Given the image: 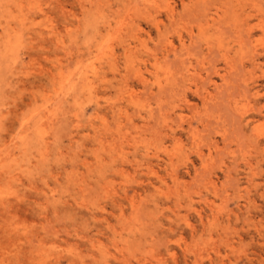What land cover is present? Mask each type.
Listing matches in <instances>:
<instances>
[{"label": "rangeland", "instance_id": "obj_1", "mask_svg": "<svg viewBox=\"0 0 264 264\" xmlns=\"http://www.w3.org/2000/svg\"><path fill=\"white\" fill-rule=\"evenodd\" d=\"M262 117L264 0H0V264H264Z\"/></svg>", "mask_w": 264, "mask_h": 264}, {"label": "snow or ice", "instance_id": "obj_2", "mask_svg": "<svg viewBox=\"0 0 264 264\" xmlns=\"http://www.w3.org/2000/svg\"><path fill=\"white\" fill-rule=\"evenodd\" d=\"M264 118V117H262ZM5 123L7 124L8 128L10 130H14L16 127V123L13 121L12 118H8ZM259 144L261 146V151L255 156V158L252 160V163L255 164L257 159H260L261 161V167H264V136L260 138ZM206 264H211V262H206ZM217 264H220L219 261H217ZM224 264H227V261H224Z\"/></svg>", "mask_w": 264, "mask_h": 264}, {"label": "bare ground", "instance_id": "obj_3", "mask_svg": "<svg viewBox=\"0 0 264 264\" xmlns=\"http://www.w3.org/2000/svg\"><path fill=\"white\" fill-rule=\"evenodd\" d=\"M2 4H3V3H2ZM94 5H95V4H94ZM92 8H93V7H92ZM105 33H106V32H105ZM102 52H103V51H102ZM98 53H99V52H98ZM99 54H100V53H99ZM92 60H93V59H92ZM85 61H86V60H85ZM64 69H65V68H64ZM74 69H75V67H74ZM80 69H81V68H80ZM59 70H60V69H59ZM62 70H63V69H62ZM72 70H73V69H72ZM72 70H71V71H72ZM63 71H64V70H63ZM63 71H62V72H63ZM74 71H75V70H74ZM74 71H73V72H74ZM42 72H43V71H42ZM60 72H61V71H60ZM68 75H69V74H68ZM70 75H71V74H70ZM72 76H73V75H72ZM56 77H57V76H56ZM49 78H50V77H49ZM68 78H69V77H68ZM53 79H54V78H53ZM74 79H75V78H74ZM54 80H55V79H54ZM47 81H48V80H47ZM66 81H67V80H66ZM51 82H52V81H51ZM71 83H72V82H71ZM77 83H78V82H77ZM72 86H73V85H72ZM64 88H65V87H64ZM62 90H63V89H62ZM61 97H62V96H61ZM62 98H63V97H62ZM55 104H56V103H55ZM49 125H50V124H49Z\"/></svg>", "mask_w": 264, "mask_h": 264}]
</instances>
